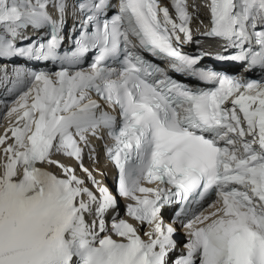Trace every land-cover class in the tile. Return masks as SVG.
Returning <instances> with one entry per match:
<instances>
[{
    "label": "snow or ice",
    "instance_id": "1",
    "mask_svg": "<svg viewBox=\"0 0 264 264\" xmlns=\"http://www.w3.org/2000/svg\"><path fill=\"white\" fill-rule=\"evenodd\" d=\"M109 6V0L76 5L83 31L71 55L61 57L64 0H0V59L75 64L96 51L87 71L64 69L54 78L29 74L31 86L7 113L15 123L0 135V146L9 132L13 140L0 149V264H165L174 228L164 226L161 208L183 206L190 197L203 200L212 192L217 199L208 206L211 211L184 225L187 251L175 264H264V80L197 67L202 57L179 50L192 39L186 0H171L175 18L159 0H119L116 14L101 19ZM204 7L210 26L203 34L237 49L215 58L264 70V0H205ZM28 27H49L50 37L17 47ZM136 49L167 58L174 71L215 87L157 80L162 70ZM121 53L123 63L115 72L105 62ZM103 105L119 109L118 129ZM101 129H109L113 141L106 154L117 171V194L134 202L127 216L149 226L147 242L132 224L115 219L111 231L122 242L111 235L98 239L106 230L104 213L117 200L83 167L81 145L89 147V138ZM54 155L75 160L99 196ZM41 164L55 166L62 178ZM85 213L95 217L91 226Z\"/></svg>",
    "mask_w": 264,
    "mask_h": 264
},
{
    "label": "bare ground",
    "instance_id": "2",
    "mask_svg": "<svg viewBox=\"0 0 264 264\" xmlns=\"http://www.w3.org/2000/svg\"><path fill=\"white\" fill-rule=\"evenodd\" d=\"M10 125L6 126L5 128H3L0 132V135H4L5 134V129H7ZM8 137L9 139L7 140V143L6 145H3V146H0V149H2L3 147H6L8 144H12L13 143V140L11 139V133L9 132L8 133ZM4 160V155H3V152L0 151V162H2ZM106 169H108L107 167H105ZM105 231H107V226L105 227ZM97 232H99V229L97 227Z\"/></svg>",
    "mask_w": 264,
    "mask_h": 264
}]
</instances>
